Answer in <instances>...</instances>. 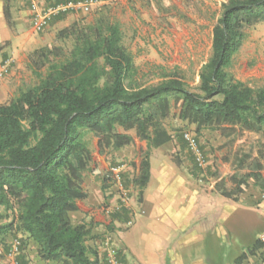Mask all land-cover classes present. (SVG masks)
I'll use <instances>...</instances> for the list:
<instances>
[{"label": "trees", "instance_id": "trees-1", "mask_svg": "<svg viewBox=\"0 0 264 264\" xmlns=\"http://www.w3.org/2000/svg\"><path fill=\"white\" fill-rule=\"evenodd\" d=\"M5 16L14 28L8 8ZM259 24H264V0H224L195 91L178 69L159 67L157 84L143 82L121 25L103 11L89 24L62 29L55 42L31 53L27 69L35 83L0 104V206L17 210L0 226V261L9 253L2 249L6 238L21 233L38 247L41 262L99 264L87 244L91 228L69 219L77 202L87 198L82 188L91 161L86 133L115 151L133 143L129 131L160 147L172 140L164 121L174 108L198 135L211 130L235 140L264 132V87H251L232 73L249 31ZM234 166L231 188L217 185L222 196L238 201L251 187L264 191V149L255 157H236ZM150 177L144 154L133 180L140 201ZM261 248L256 241L235 264Z\"/></svg>", "mask_w": 264, "mask_h": 264}, {"label": "rangeland", "instance_id": "rangeland-1", "mask_svg": "<svg viewBox=\"0 0 264 264\" xmlns=\"http://www.w3.org/2000/svg\"><path fill=\"white\" fill-rule=\"evenodd\" d=\"M223 2L224 0H107L105 4L90 15L74 14L70 25L77 22L89 24L100 11H103L121 25L124 44L135 56V62L143 82L148 85L157 84L159 82V72H157L159 67H165L167 70L178 69L191 90L195 91L199 85L200 69L211 56L212 29L220 16ZM15 3L16 0H12L11 3L8 2L12 9L16 7ZM60 29L62 30V27L53 28L56 37L61 31ZM56 37L50 43L55 42ZM263 37L264 33L258 32L256 28L251 29L232 68L235 77L248 76L252 79L246 84H251V87L254 88L264 87ZM34 83V77L27 66H24L15 93L2 95L0 104L10 102L19 95L20 91ZM177 113L178 110L174 108L172 115L164 121V126L171 135L172 144L176 149L173 155L175 160L191 168L192 165L189 160L194 162L191 156L189 159L186 157L185 151L188 150L181 135L184 131L195 132V126L180 121ZM118 131L124 133L122 129H118ZM129 134H134L137 139L135 131H129ZM198 137L210 166L206 172L199 171L200 173L195 175V180L202 191L210 194L219 195L218 184L222 188H231L230 178L236 172L234 166L236 157L247 153L255 157L260 149H264V132L245 133L235 140H228L222 138L217 132L204 130ZM84 140L91 152L92 164L105 163L107 165L104 179H106V175L112 166L123 164L130 166L135 163V158H130L129 154L123 153L122 150L115 151L100 147L99 138L93 134L86 133ZM142 142L144 141L139 143V152L144 147ZM144 144L146 143L144 142ZM191 170L194 169L191 168ZM136 193L137 190L134 189L132 196L135 197L132 198L129 210L130 220L133 221L138 212L136 205L139 192ZM180 193L182 192H178V194ZM263 194L261 189L251 187L239 198L238 202L233 201L234 207L244 211L233 216V230L230 228V223H227L226 229L220 228L222 238L220 241L223 247L221 264L229 263L232 260L231 243L235 241V243L240 244L241 238L243 245L249 247L256 242V237L264 231V226L257 220L255 212L260 210L259 205L264 201ZM177 201L178 199L175 200L176 205ZM115 203L109 205H115ZM16 214L17 210L9 211L6 207L0 206V226L12 221ZM161 220L158 218V221ZM149 221L148 216L140 215L131 226L132 233H135L136 242H139L141 233L148 229ZM126 227L128 226L121 225V228L115 227L114 231H123L127 229ZM16 240L22 243L20 253L16 257H9L7 252H10ZM2 249H5L7 256L0 261V264H46L38 259L35 245L21 233L9 235L2 245ZM235 252L234 249L233 253L235 254Z\"/></svg>", "mask_w": 264, "mask_h": 264}, {"label": "crops", "instance_id": "crops-1", "mask_svg": "<svg viewBox=\"0 0 264 264\" xmlns=\"http://www.w3.org/2000/svg\"><path fill=\"white\" fill-rule=\"evenodd\" d=\"M11 1L0 0V64L12 61L11 73L0 83V97L15 93L21 70L27 66L29 55L54 40L56 33L53 28L68 27L74 15L66 14L61 19H55L44 32L37 34L32 29L30 11L25 0H16L14 9L8 4ZM6 8L14 28L8 25ZM254 28L264 33V25L259 24ZM262 43L264 44V37ZM235 78L244 83L252 80L248 76ZM131 135L134 137L133 143L121 149L123 153L129 154L130 158H135V163L128 166L125 173L126 184L129 185V181L138 175L144 154L149 155L151 165L150 181L143 191L142 200H137L138 212L134 219L135 222L140 215L148 216V229L141 233L139 242H136L131 227L114 231L115 227L126 225L131 214L129 211H125L121 216H107L103 213L104 206L115 203L117 194L114 187L104 179L107 165H96L90 161V172L85 174L82 184L87 198L77 202V210L69 214V219L72 225L86 224L91 228V239L87 244L94 252L92 257H98L99 264H109L104 253V243L108 236H112L120 258L126 264H221L223 247L220 228L226 229L227 223H230L233 230V216L244 210L234 207L233 200L220 193L216 195L202 191L195 180L198 168L190 160L193 171L188 165L175 160L173 155L176 149L172 140L160 147L149 146L148 142L144 141L146 144L142 142L144 147L139 152L140 140L136 139L134 134ZM186 152L188 151H185L186 157L191 158L189 152ZM130 186L132 192L134 189L139 192L134 185ZM134 197L133 195L132 198ZM262 197L264 199V194ZM259 206L260 210L255 212L257 220L264 226V201ZM158 218L162 220L158 221ZM259 237H256V241ZM240 240V244L235 241L231 243L233 256L226 264H235L252 246H244L243 240ZM37 248L36 246V250ZM254 262L256 259L249 257L242 264Z\"/></svg>", "mask_w": 264, "mask_h": 264}, {"label": "built area", "instance_id": "built-area-1", "mask_svg": "<svg viewBox=\"0 0 264 264\" xmlns=\"http://www.w3.org/2000/svg\"><path fill=\"white\" fill-rule=\"evenodd\" d=\"M107 0H25L30 11L32 29L39 34L44 32L52 22V19L60 14H82L90 15L94 10L106 3ZM12 61L8 60L0 64V83H2L11 73ZM182 140L185 143L189 154L191 155L195 166L201 172H206L210 166L208 157L195 132H182ZM128 170L126 164L112 166L106 180L114 187L117 194L115 205H106L103 207V213L107 216H115L124 211H129L132 202V190L130 185H134L132 178L129 185L125 182V173ZM133 220L127 222L131 227ZM262 248L254 255L256 262L253 264H264V233L258 238ZM22 243L16 240L8 254L9 257L19 255ZM104 253L107 255L109 264H126L119 257V250L114 245L113 237L108 236L104 243Z\"/></svg>", "mask_w": 264, "mask_h": 264}]
</instances>
